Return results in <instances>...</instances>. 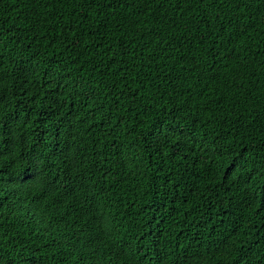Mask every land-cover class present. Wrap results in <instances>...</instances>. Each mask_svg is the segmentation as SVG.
Instances as JSON below:
<instances>
[{
  "label": "trees",
  "instance_id": "trees-1",
  "mask_svg": "<svg viewBox=\"0 0 264 264\" xmlns=\"http://www.w3.org/2000/svg\"><path fill=\"white\" fill-rule=\"evenodd\" d=\"M0 264H264V0H0Z\"/></svg>",
  "mask_w": 264,
  "mask_h": 264
}]
</instances>
